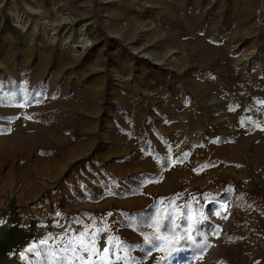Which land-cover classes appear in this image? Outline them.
Returning <instances> with one entry per match:
<instances>
[{
	"label": "rangeland",
	"instance_id": "1",
	"mask_svg": "<svg viewBox=\"0 0 264 264\" xmlns=\"http://www.w3.org/2000/svg\"><path fill=\"white\" fill-rule=\"evenodd\" d=\"M7 19L17 34L0 33V73L26 99L34 81L45 92L31 103L0 100V264H81L77 253L96 264H155L125 214L170 203L183 234L200 224L212 244L172 264H264L254 245L264 236V72L259 57L250 62L264 51V0H0V32ZM85 32L91 44L78 52ZM145 57L153 81L140 70ZM53 107L80 112L85 139L65 134L62 121L43 123ZM53 147L59 156L37 155ZM135 172L157 178L130 198L66 204L75 190L103 194V179L112 190ZM231 188L250 207L244 232L232 202L218 200ZM81 238L108 255L81 253Z\"/></svg>",
	"mask_w": 264,
	"mask_h": 264
},
{
	"label": "trees",
	"instance_id": "2",
	"mask_svg": "<svg viewBox=\"0 0 264 264\" xmlns=\"http://www.w3.org/2000/svg\"><path fill=\"white\" fill-rule=\"evenodd\" d=\"M1 35H6L8 33H13L14 35L17 34V28L11 23L9 19L5 21V24L3 28L1 29ZM243 47L239 48L237 50L238 52H241ZM260 58L262 64H263V72H264V51H262L261 55H256L251 59V64L256 65L257 59ZM142 63L140 64V70L145 71L146 75L148 76L149 80L153 81V76L157 72V69L155 65L149 61L148 59L141 58ZM0 87L2 90L6 92L4 96L0 98L2 102L7 103H19V102H28L31 103L39 94L42 96L45 92V82L40 81H34L31 84V91L26 99L24 97L23 90L20 87L19 81L7 74V73H0ZM171 77H174V74H171ZM108 79L110 77L108 76ZM106 93L108 95L110 94V86L109 84L105 87ZM107 101V100H106ZM110 104V102H107ZM62 124V129L65 134L69 135L73 140L76 141H82L85 139L86 134L84 133V123L86 121V118L82 116V114L78 111L71 110L65 107H53L50 108L46 114L42 118V122L46 125H57L58 123ZM264 129V125L262 126ZM3 131V129H2ZM60 149L58 147L53 148H40L37 151V155H56L59 156ZM157 178V175H151V174H144L140 172L132 173L125 178H122V181L124 182L123 185L118 184L117 186H113L112 190L109 189V186L105 184L104 179L103 185L105 188V192L102 194L97 189H90L89 194L85 193H79L76 190L74 191V196H68L66 199V204L71 205L74 203H81L85 201H91V202H99L103 197L110 196V197H116L120 199L124 198H130L135 195H138L142 189H143V183H147L149 180H155ZM148 180V181H147ZM218 200L225 201L229 200L232 202L233 210L235 211V217L236 222L239 231L244 232L249 227V222L242 216L243 211H249L250 207L248 205V202L245 198V194L242 193L239 190H236L235 188L229 189L225 195H222ZM170 214L173 222L175 225H178L179 227L176 228V232H178L179 235V244L181 246L184 245V234L182 233V226L181 222H178L176 220V215L178 214L177 210L175 209V205L170 203L164 207L157 206L148 209L144 213H127L125 216L128 219V225L140 236L141 241L139 242L141 248H142V254L143 256H148L152 253H156V261L155 264L160 260L161 256L165 255L164 252L161 251H148V245L147 241L145 240V237H151L154 235L155 229L152 227L147 226L149 223H151L154 220L159 219L161 224L164 226H167L168 221L164 219L166 215ZM218 230H220V227L215 225ZM195 235L192 236V239L188 241V246L181 247L179 251V256L184 252H189L193 257L197 256H204L212 247V244L208 242L206 239L200 241V224H196L194 227ZM161 233H164V228L162 227ZM231 238L233 241L237 243L240 242V237L238 236L237 232L231 233Z\"/></svg>",
	"mask_w": 264,
	"mask_h": 264
},
{
	"label": "snow or ice",
	"instance_id": "3",
	"mask_svg": "<svg viewBox=\"0 0 264 264\" xmlns=\"http://www.w3.org/2000/svg\"><path fill=\"white\" fill-rule=\"evenodd\" d=\"M168 221L167 226L161 224L160 220H154L149 223L147 226L155 229L154 235L151 237L146 236L145 240L147 241L148 251H161L164 252L165 255L161 256L160 260L157 264H172L174 260L179 257V251L181 247H187L188 241L192 239L189 235L190 228H184V245L181 246L179 244V233L176 232V228L179 227L175 225L173 219L170 214L164 217ZM188 217H185V221L187 222ZM162 227L164 228V233H161ZM99 231H103L100 229ZM95 239V238H93ZM79 247L81 253H90L93 256H107L109 253V248L103 249V253L100 252L95 246L89 247L86 243H84L81 238L79 241ZM114 250L116 247L115 243L111 245ZM30 251H35V249H29ZM73 252H76V249H71ZM121 251H124V247L121 246ZM77 258L81 260V264H96V261H89L84 257L80 256V253H77ZM117 260L123 259V257H116ZM57 264H69V260L67 257H60Z\"/></svg>",
	"mask_w": 264,
	"mask_h": 264
},
{
	"label": "built area",
	"instance_id": "4",
	"mask_svg": "<svg viewBox=\"0 0 264 264\" xmlns=\"http://www.w3.org/2000/svg\"><path fill=\"white\" fill-rule=\"evenodd\" d=\"M210 205L207 208L208 215H212V213H213V205L212 204H210ZM203 230H205V228H203ZM200 240L202 241V239H200ZM254 245H256L258 247H261L264 250V236H258V237H256L255 240H254Z\"/></svg>",
	"mask_w": 264,
	"mask_h": 264
},
{
	"label": "bare ground",
	"instance_id": "5",
	"mask_svg": "<svg viewBox=\"0 0 264 264\" xmlns=\"http://www.w3.org/2000/svg\"><path fill=\"white\" fill-rule=\"evenodd\" d=\"M16 21H17L18 25H22V21L19 17L16 18ZM90 44H91V40L89 39V37L86 38V37L82 36L81 41H80V45L83 47H86Z\"/></svg>",
	"mask_w": 264,
	"mask_h": 264
},
{
	"label": "crops",
	"instance_id": "6",
	"mask_svg": "<svg viewBox=\"0 0 264 264\" xmlns=\"http://www.w3.org/2000/svg\"><path fill=\"white\" fill-rule=\"evenodd\" d=\"M9 130H10L9 126L7 124L6 125L3 124V135L8 134L9 133ZM257 221L259 222L258 224H260V225H262L264 227V214L263 213H262L261 218L259 217L257 219Z\"/></svg>",
	"mask_w": 264,
	"mask_h": 264
},
{
	"label": "water",
	"instance_id": "7",
	"mask_svg": "<svg viewBox=\"0 0 264 264\" xmlns=\"http://www.w3.org/2000/svg\"><path fill=\"white\" fill-rule=\"evenodd\" d=\"M83 36L84 37H86V38H88V34L85 32V33H83ZM75 47V49L78 51V52H82L83 50H84V48L85 47H83V46H81V45H75L74 46ZM145 59H148L149 61H151L152 63H154L153 62V59L150 57H145Z\"/></svg>",
	"mask_w": 264,
	"mask_h": 264
}]
</instances>
